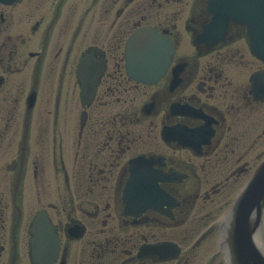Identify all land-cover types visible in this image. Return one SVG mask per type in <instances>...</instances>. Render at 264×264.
I'll return each instance as SVG.
<instances>
[{
	"label": "flooded vegetation",
	"instance_id": "af4514ba",
	"mask_svg": "<svg viewBox=\"0 0 264 264\" xmlns=\"http://www.w3.org/2000/svg\"><path fill=\"white\" fill-rule=\"evenodd\" d=\"M207 1L0 4V264H225L221 217L264 159V64L243 24L199 41ZM143 28L173 51L151 83L127 70ZM140 180L167 197L128 208Z\"/></svg>",
	"mask_w": 264,
	"mask_h": 264
},
{
	"label": "water",
	"instance_id": "95a60500",
	"mask_svg": "<svg viewBox=\"0 0 264 264\" xmlns=\"http://www.w3.org/2000/svg\"><path fill=\"white\" fill-rule=\"evenodd\" d=\"M17 1L21 0H0V2L6 4ZM211 10L213 24L209 29L206 41L214 43L215 39L213 36L217 34V28L226 26L230 20L237 21L238 19L231 16L233 13L222 12L219 8ZM246 22L244 21V23ZM260 35L263 38V32ZM140 41L148 42L146 43L147 49H144V52L142 51L147 63L144 67L146 69H143L142 73H138L136 76L144 82L151 83L157 80L165 70L166 57L169 56L170 49H165L167 42L165 45L158 32L141 30L132 37L128 44L127 50L130 58L137 51ZM263 44V42H256L255 44V54L262 60H264ZM252 46L254 49L253 44ZM255 80H259L257 89L264 93V76ZM138 183L140 184L139 186L130 184L132 191L127 197L129 208L150 206L148 202L152 198L158 197L156 189L153 190L149 187L147 188L149 194H146L144 192L145 183L142 180ZM220 240L221 247L227 255L228 264H264V162L258 167L253 178L244 187L226 214L221 224Z\"/></svg>",
	"mask_w": 264,
	"mask_h": 264
}]
</instances>
